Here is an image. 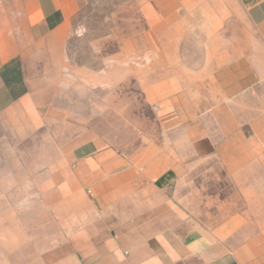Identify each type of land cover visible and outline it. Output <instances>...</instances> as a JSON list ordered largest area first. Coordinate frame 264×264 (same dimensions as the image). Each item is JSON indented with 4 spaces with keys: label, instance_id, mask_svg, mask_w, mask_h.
<instances>
[{
    "label": "crops",
    "instance_id": "crops-1",
    "mask_svg": "<svg viewBox=\"0 0 264 264\" xmlns=\"http://www.w3.org/2000/svg\"><path fill=\"white\" fill-rule=\"evenodd\" d=\"M76 9L0 0V264H264V0L144 1L176 44L134 71L156 127L135 147L43 130L85 120L56 78ZM37 134L38 164L5 145Z\"/></svg>",
    "mask_w": 264,
    "mask_h": 264
},
{
    "label": "rangeland",
    "instance_id": "rangeland-1",
    "mask_svg": "<svg viewBox=\"0 0 264 264\" xmlns=\"http://www.w3.org/2000/svg\"><path fill=\"white\" fill-rule=\"evenodd\" d=\"M144 1L76 0L77 9L71 19L67 50L69 68L61 74L56 73V78L58 92L64 94L60 103L69 109V117L85 120L50 121L48 127L43 128L48 131L49 141L60 143L66 135L95 128L114 144L135 147L139 144L141 130L156 132L151 109L144 101L134 71L146 53L172 52L176 43L171 42L170 26L165 27L164 40H156V31H152L144 20ZM184 44L188 46L189 42ZM155 78L156 75L148 76L149 80ZM95 115L96 122L87 121ZM13 133L6 125L5 135ZM39 135L41 138L37 134L24 141L6 137L5 145L12 146L15 140L14 144L21 150L18 152L20 162L37 161L38 164L40 154L33 148L44 144V135ZM4 158L17 161V155ZM23 175L22 172L21 178Z\"/></svg>",
    "mask_w": 264,
    "mask_h": 264
}]
</instances>
